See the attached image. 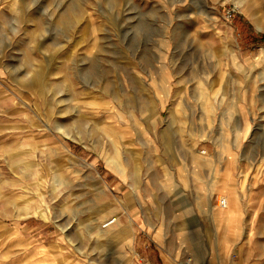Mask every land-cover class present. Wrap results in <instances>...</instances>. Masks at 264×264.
<instances>
[{
    "label": "rangeland",
    "instance_id": "obj_1",
    "mask_svg": "<svg viewBox=\"0 0 264 264\" xmlns=\"http://www.w3.org/2000/svg\"><path fill=\"white\" fill-rule=\"evenodd\" d=\"M220 243L264 264V0H0V264Z\"/></svg>",
    "mask_w": 264,
    "mask_h": 264
},
{
    "label": "bare ground",
    "instance_id": "obj_2",
    "mask_svg": "<svg viewBox=\"0 0 264 264\" xmlns=\"http://www.w3.org/2000/svg\"><path fill=\"white\" fill-rule=\"evenodd\" d=\"M220 197H223L225 199V205L224 206H220L218 203H216V206H212L211 204L208 205V209H210L211 215H213L214 217L217 218H222L224 221H227V217L230 215V213L232 212V206L230 205V202L227 198V196H223V195H216L215 199H220ZM118 224V221L116 218L110 217L108 219H106L105 221L102 222V224L100 225V230L99 233L100 235L105 234L106 232H108V230H110V228L113 227V225ZM198 259L201 258H195L196 261H198ZM184 264H189V263H184Z\"/></svg>",
    "mask_w": 264,
    "mask_h": 264
},
{
    "label": "crops",
    "instance_id": "obj_3",
    "mask_svg": "<svg viewBox=\"0 0 264 264\" xmlns=\"http://www.w3.org/2000/svg\"><path fill=\"white\" fill-rule=\"evenodd\" d=\"M232 247H233V244L232 243H230L229 245H225L224 243H220V245L218 247L219 254H220L219 261H221L220 263L218 262V260L216 258H213L212 261H210V260L204 261L203 260V262L202 261H199L197 263L198 264H235L234 263L235 260L232 259L231 261H229L230 260V257H228V254L230 253V250H231ZM143 262L145 264H154L153 259L151 257H149V256ZM162 262H163V264H176L173 261L172 262H167V263H165V261H162ZM236 264H238V263H236Z\"/></svg>",
    "mask_w": 264,
    "mask_h": 264
},
{
    "label": "built area",
    "instance_id": "obj_4",
    "mask_svg": "<svg viewBox=\"0 0 264 264\" xmlns=\"http://www.w3.org/2000/svg\"><path fill=\"white\" fill-rule=\"evenodd\" d=\"M216 202L220 205V206H224L225 205V199L223 197H220V199H217Z\"/></svg>",
    "mask_w": 264,
    "mask_h": 264
}]
</instances>
